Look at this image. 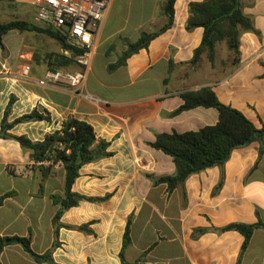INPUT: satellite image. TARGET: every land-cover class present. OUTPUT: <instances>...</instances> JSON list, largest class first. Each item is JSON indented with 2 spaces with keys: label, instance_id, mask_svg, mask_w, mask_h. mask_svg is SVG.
<instances>
[{
  "label": "crops",
  "instance_id": "crops-1",
  "mask_svg": "<svg viewBox=\"0 0 264 264\" xmlns=\"http://www.w3.org/2000/svg\"><path fill=\"white\" fill-rule=\"evenodd\" d=\"M10 1L0 0V23L21 20L45 27L37 21L32 0H13L16 13L10 12L14 7ZM166 1L112 0L95 38L92 66L78 88L39 84L57 67L50 55L63 54L56 39L13 30L0 41V129L10 103L9 123L38 108L50 113L51 122L20 123L10 133L42 141L72 117L91 124L113 153L81 169L74 192L111 198L81 202L64 213L60 220L64 225L96 222L90 226L92 233L60 229L61 245L53 254L57 264H122L130 217L132 243L126 250L130 263L146 253V264H264V228L255 230L242 255L245 238L240 232L215 230L232 223H264V154L259 160V143L235 150L223 170L217 166L194 174L171 193L167 184H155L153 178L174 175L176 165L151 146L157 134L217 124L219 112L214 108L171 116L184 104V92L204 87H211L222 103L243 112L258 128L264 127V0H242L244 13L260 35L242 32L237 64L235 53L220 42L215 66L207 53L198 66L191 65L204 29H187L189 8L204 0H177L172 27L125 65L111 69L129 43L168 23ZM223 47L233 57L229 66L223 64ZM25 64L32 67L29 79L21 75ZM31 153L14 139L0 138V197L9 194L0 206V237L30 236L33 250L44 254L55 241L58 206L52 196L64 195L66 171L57 164L44 177ZM201 229L209 230L199 233ZM2 264L47 263L34 260L21 245H11L3 250Z\"/></svg>",
  "mask_w": 264,
  "mask_h": 264
},
{
  "label": "trees",
  "instance_id": "trees-1",
  "mask_svg": "<svg viewBox=\"0 0 264 264\" xmlns=\"http://www.w3.org/2000/svg\"><path fill=\"white\" fill-rule=\"evenodd\" d=\"M176 1H166L165 14L168 17V23L159 31L144 33L137 42L129 43L128 50L118 63L111 66V69L125 65L129 57L142 49L148 48L156 37L172 27ZM189 13L187 29L193 30L198 27L204 29L202 43L195 50L191 61L193 67L199 65L205 53H207L212 66H215L216 47L220 42H226L229 49L235 53L234 63L237 64L240 61L242 32L251 31L260 35V32L254 26L252 18L244 13L242 0H204L201 3L190 4ZM13 30H32L56 39L63 49L72 52L71 58L63 54H52L50 56L51 60H61L60 64L62 66L73 65L75 57L82 53V50L69 43L68 37L60 30L50 26L43 28L21 20L0 23V41L2 42L3 37ZM182 98L184 104L174 111L171 116H177L184 111L204 107L217 109L219 120L217 124L204 127L198 131L157 134L156 140L151 143V146L172 157L176 165V173L172 176L153 178L155 184H167L168 191L171 193L178 186L184 185L187 179L194 174L217 166L223 170L235 150L248 147L255 142L259 143V160L262 158L264 154V127L258 128L243 112L222 103L211 87L184 92ZM11 108L12 104L10 103L1 124L0 138L14 139L24 149L30 150L34 163L40 165L39 167L43 171L44 177L51 173L53 166L62 164L66 171L65 192L64 195L54 194L52 196L54 204L58 206L53 219L55 228L53 247L44 254H38L33 250L30 236L0 237V264H2L3 250L11 245H21L39 263L57 264L54 261L53 254L61 245L59 242L60 229L66 227L92 233L90 226L96 222L94 220L81 226L64 225L60 222L64 213L73 207L79 206L81 202L101 203L111 198V194L105 197H96L74 192L73 186L81 176V169L87 164L110 157L113 153L108 150L110 143L106 140H100L91 124L72 117L62 123L60 130L46 135L42 141H32L25 135L15 136L10 131L20 123L44 120L51 122L52 119L50 113L47 111L42 112L37 108L31 113L9 123L8 117ZM223 178L224 175H222V180L217 187L218 190L223 185ZM8 195L0 197V206L3 205ZM132 219L130 217L126 226L123 247L120 253L121 262L122 264H146V253L133 263L128 262L126 259V250L132 243ZM259 228H264V223L261 220L254 224L232 223L224 228L215 230L219 232H240L245 238L242 255L248 248L255 230ZM207 230L209 229H201L199 233H204Z\"/></svg>",
  "mask_w": 264,
  "mask_h": 264
},
{
  "label": "built area",
  "instance_id": "built-area-1",
  "mask_svg": "<svg viewBox=\"0 0 264 264\" xmlns=\"http://www.w3.org/2000/svg\"><path fill=\"white\" fill-rule=\"evenodd\" d=\"M36 8L37 21L60 30L69 43L82 50L75 57L71 69L49 70L39 84L49 87L78 88L86 80L92 66L96 49V36L100 31L112 0H32ZM63 54L72 52L63 49ZM32 67L25 64L21 70L23 78L29 79Z\"/></svg>",
  "mask_w": 264,
  "mask_h": 264
},
{
  "label": "rangeland",
  "instance_id": "rangeland-1",
  "mask_svg": "<svg viewBox=\"0 0 264 264\" xmlns=\"http://www.w3.org/2000/svg\"><path fill=\"white\" fill-rule=\"evenodd\" d=\"M10 2H11L12 7L14 6L13 9L10 10V12L12 11L13 13H16L17 10H18L17 7H16L17 4L14 5V1L13 0H11ZM31 19H33V17ZM43 45L44 44L42 43V46ZM222 52H223L222 54L224 56V60H223L224 63L223 64L229 66L231 64V61L233 60V57L231 59L228 57V54L226 53V49H224V47L222 49ZM52 54H59V53H52ZM64 56H66V55H64ZM68 58H71V57H68ZM55 62H57V67H55L54 69H50V70L71 69L72 67H75V63L73 65H70V66H63V67H61L62 66L60 64L61 63V60L60 61H55Z\"/></svg>",
  "mask_w": 264,
  "mask_h": 264
}]
</instances>
